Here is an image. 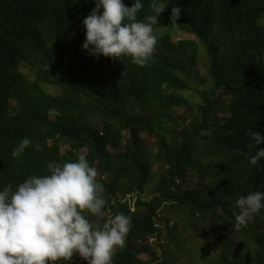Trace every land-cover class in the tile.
<instances>
[{
  "label": "trees",
  "instance_id": "obj_1",
  "mask_svg": "<svg viewBox=\"0 0 264 264\" xmlns=\"http://www.w3.org/2000/svg\"><path fill=\"white\" fill-rule=\"evenodd\" d=\"M150 2L142 0L139 17L154 14ZM158 2L167 5L154 26L161 33L152 62L140 67L82 50V21L95 0H0V191L48 175L49 162L84 155L108 201L102 217L85 215L101 224L119 212L131 217L112 264H145L146 256L147 264H168L167 247L182 249L176 221L162 214L166 204L194 235L206 232L207 253L220 252L213 264H264V209L247 228H233L236 199L264 192V160L248 159L264 143L246 135L264 136V0ZM173 7L182 9L176 26ZM173 27L193 38L175 40ZM23 138L31 145L14 158ZM205 160L220 165L219 182L209 183ZM154 165L155 186L144 198ZM156 239L162 249L152 247Z\"/></svg>",
  "mask_w": 264,
  "mask_h": 264
},
{
  "label": "clouds",
  "instance_id": "obj_2",
  "mask_svg": "<svg viewBox=\"0 0 264 264\" xmlns=\"http://www.w3.org/2000/svg\"><path fill=\"white\" fill-rule=\"evenodd\" d=\"M166 6L151 0L148 7L154 14L141 18L142 0H133L131 7L122 0H95V7L82 21V50L96 58L103 56L125 65L130 59L133 65L148 66L157 45L154 26ZM181 11L180 7L171 9L169 25H178ZM246 135L255 146L264 143L257 131ZM30 145L23 138L11 155L20 157ZM36 148L42 150L39 145ZM248 159L257 165L264 160V149L249 153ZM47 169L48 175H31L15 189L8 184L0 191V264H65L74 254L87 264H112L116 249L126 246L131 217L119 212L101 224L85 215L102 217L108 201L98 169L84 155L75 162H49ZM235 206L238 213L233 228L240 231L264 209V192L241 195Z\"/></svg>",
  "mask_w": 264,
  "mask_h": 264
},
{
  "label": "rangeland",
  "instance_id": "obj_3",
  "mask_svg": "<svg viewBox=\"0 0 264 264\" xmlns=\"http://www.w3.org/2000/svg\"><path fill=\"white\" fill-rule=\"evenodd\" d=\"M156 35H159L161 33V30H157L155 31ZM172 36L175 40H179L182 38H193L192 36H188L186 34H182L177 27H173L172 28ZM24 74H29L28 71L24 70ZM205 72L204 70H202V75H204ZM199 89H201L202 87L199 86ZM59 88L56 87H52V86H47L44 87V90L49 92L52 95H56L58 94L57 90ZM188 96L190 97V99L194 102H197L198 100V96L195 94H192L191 92H188ZM13 104V103H12ZM51 118L54 119V116L51 115ZM99 126V125H98ZM153 139L144 136V144L148 149V157L151 160H155L154 159V153L156 151V148L153 145ZM80 154H84V152H80ZM205 164L206 165H211V172H210V177H209V183L210 182H219L220 181V176H221V167L220 165L213 161L212 162L210 160H205ZM157 171V165L153 166L152 169V175L151 178L147 184V186L144 188L143 194L142 196H144V198L150 197L151 196V192L152 189L155 186V182H156V175L155 172ZM205 195H209V192L206 190L205 191ZM169 205L166 204L163 207V211L162 214L164 215V217H168L170 219V221L172 223H177L178 229H175L176 231H174V234L176 236V239L179 240V242L182 245V249H175L174 245H169L166 249L170 250L169 252V259H168V264H213L210 260V258H212L213 256L219 255L220 252H217V250H214L211 254L207 253L208 250V245L209 244V240L204 237V235L206 234L205 231L201 232L200 235H194V231L193 229L190 227V225H187L184 221V214H181V211L172 209L171 212H169V210L167 209ZM168 215V216H167ZM208 241V242H207ZM152 247H156L158 246V248H163V245H161L162 243H160L157 239L156 240H150ZM156 250V249H155ZM152 254V253H151ZM208 254V255H207ZM160 256V255H157ZM167 256V255H166ZM163 257V256H162ZM149 257L146 256L143 259V262L145 264H147L146 262L148 261ZM84 260L82 258L79 257L78 254H74V257L72 260L67 261V264H72L77 262L78 264L82 263ZM152 264V263H150Z\"/></svg>",
  "mask_w": 264,
  "mask_h": 264
}]
</instances>
